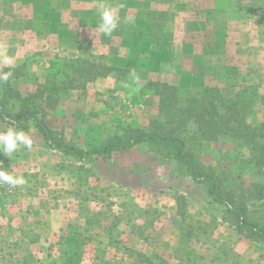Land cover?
Wrapping results in <instances>:
<instances>
[{
  "label": "rangeland",
  "instance_id": "rangeland-1",
  "mask_svg": "<svg viewBox=\"0 0 264 264\" xmlns=\"http://www.w3.org/2000/svg\"><path fill=\"white\" fill-rule=\"evenodd\" d=\"M83 1L94 0H0V72L6 58L12 65L28 61L30 75L14 83L24 94L37 78L61 72L72 60L138 72L139 80L115 73L98 78L83 97L79 90L47 95V122L68 143L92 149L125 127L149 125L159 114V97L148 81L182 89L218 87L228 99L246 89L253 102L249 122L264 124V0H221V6L230 4V18L252 20L251 38L235 43H223L205 16L203 41L184 36L189 22L200 26L198 3L189 0H181L176 11L150 7L149 20L139 17L143 11L131 17L135 11L125 4L121 12L128 19L110 36L98 27L101 0L95 8ZM74 7L76 14L83 11L80 18L69 16ZM222 14L214 20L225 19ZM158 28L168 31L167 38L155 37ZM9 127L0 120V130ZM22 130L33 139L32 149L12 158L0 152V166L25 178L16 187L0 183V264H137L140 253L151 262L144 264H264V242L239 234L203 185L146 143L109 160L85 162L50 148L34 120ZM189 140L227 188L246 194L264 184V168L244 142L224 136ZM181 198L184 220L177 211ZM244 198L251 216L264 222V200Z\"/></svg>",
  "mask_w": 264,
  "mask_h": 264
},
{
  "label": "trees",
  "instance_id": "trees-1",
  "mask_svg": "<svg viewBox=\"0 0 264 264\" xmlns=\"http://www.w3.org/2000/svg\"><path fill=\"white\" fill-rule=\"evenodd\" d=\"M64 63V70L61 72L58 70L55 74L48 71L44 80L37 78L34 89L27 94L16 88L14 83L30 75L28 61L15 67H3L1 72L11 71L12 76L9 81L0 83V120L22 129H29L31 120H34L50 148L85 162L109 160L117 152L131 150L146 143L150 150L174 159L187 176L203 185L208 196L224 208V220L232 224L239 234L252 241L264 242V222L251 216L247 199L244 198L247 194L250 199L264 200V184H254L246 194H238L227 188L224 179L213 168L206 167L201 162L189 140L216 141L224 136L242 141L251 147L254 163L259 168H264V124L255 126L249 122L253 102L247 97L246 89L228 99L218 87L182 89L167 82L148 81L147 86L159 97L158 116L147 126L125 127L121 134L114 135L105 144L84 149L68 143L48 124L47 95L63 96L70 90H79L83 97L87 94L88 83L98 78L113 73L129 76L138 72L132 68L95 60L78 59ZM59 73L62 74L61 79L58 77ZM191 124L196 126L193 133L190 130ZM189 133H192L191 137ZM177 205L178 214L184 220L187 215L185 199H179ZM138 257L140 260L137 264L151 263L141 253Z\"/></svg>",
  "mask_w": 264,
  "mask_h": 264
},
{
  "label": "crops",
  "instance_id": "crops-1",
  "mask_svg": "<svg viewBox=\"0 0 264 264\" xmlns=\"http://www.w3.org/2000/svg\"><path fill=\"white\" fill-rule=\"evenodd\" d=\"M190 2H195L198 3V7L196 8V13H197V17L200 16V20H199V25H196L193 27L191 26V22H189V26L187 27V29H185L183 31L184 36H187L190 38V36L195 35L196 36V41H203L204 37H203V32L201 30H199L200 28H202L204 25H207L206 23H208L207 21H205V17H210L211 18V23H212V27L213 30H219L218 33L221 36V41L224 43V41L231 42V40L235 43L236 39L238 40H243L246 41L247 38H251L249 36V34L247 33L249 29L252 28V20L251 19H233L230 18L228 14V11H230L229 5L224 7L221 6L222 2L221 0H189ZM76 2V1H73ZM101 2H106L108 4H110L112 7H114L115 12L118 9V13L116 12V14L120 17L121 22L124 23V21H126L127 19H124L123 17V12H121V10H123L125 8V4H130V7L135 11V13L133 15H131V17L133 18H137L138 15H141V11H143L144 13H142L141 18H143L144 14V18L145 20H149L151 19L150 15L147 14V11H149V8H153V7H159L160 9L162 8L164 11H166V8H170V9H175L176 11V7H178L180 5L181 0H101ZM100 2V3H101ZM129 2V3H128ZM83 4L87 3L86 5H88V7H93L95 8V0L92 2H86L83 1L81 2ZM77 4V3H75ZM98 5H100L98 3ZM78 6V5H76ZM224 7V8H223ZM75 8V7H74ZM78 11L77 8L71 10L70 12H68L69 16L72 19H76V18H80L81 14L83 11L78 12V14H76V12ZM222 12L224 14H226L225 19L224 17H222L221 21H217L214 20L216 19L215 15H223ZM73 13V14H72ZM199 14V15H198ZM205 16V17H204ZM143 18V19H144ZM122 30V35L120 37L123 38L124 36V28L121 29ZM164 32H162V30L160 28L155 29V37H157L159 34L164 36V38H167V36L165 35V32H168L167 30H163ZM197 31H201V33L197 32ZM229 36H228V35ZM228 36V37H227ZM231 39V40H230ZM121 40V39H120ZM121 43V41H120ZM24 63V62H23ZM22 63V64H23ZM5 67L8 66L7 64L4 65ZM15 66H19L18 64H13L11 65V67H15Z\"/></svg>",
  "mask_w": 264,
  "mask_h": 264
},
{
  "label": "clouds",
  "instance_id": "clouds-1",
  "mask_svg": "<svg viewBox=\"0 0 264 264\" xmlns=\"http://www.w3.org/2000/svg\"><path fill=\"white\" fill-rule=\"evenodd\" d=\"M98 17L99 30L105 36H110L118 28L121 22L120 17L116 14L113 7L106 2L100 3ZM5 63L8 66H11L12 60L6 58ZM132 75L134 79L139 80V77L135 72H133ZM11 76V71L0 72V83L9 81ZM13 124H15V122H13ZM32 147L33 139L21 128L13 126L6 130H0V152L4 155L12 158V155L18 153L22 148L31 150ZM0 183L16 187L23 185L25 183V178L22 175H13L6 168L0 166Z\"/></svg>",
  "mask_w": 264,
  "mask_h": 264
}]
</instances>
